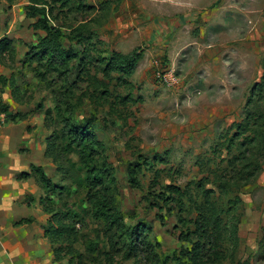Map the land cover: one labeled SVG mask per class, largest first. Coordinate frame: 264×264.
Instances as JSON below:
<instances>
[{"label": "rangeland", "instance_id": "obj_1", "mask_svg": "<svg viewBox=\"0 0 264 264\" xmlns=\"http://www.w3.org/2000/svg\"><path fill=\"white\" fill-rule=\"evenodd\" d=\"M48 3L54 10L51 22L62 28L64 48L73 53V60L53 73L46 61L25 63L45 33L34 28L38 16L27 17L29 0H1L0 38L7 37L11 44L0 55V72L7 78L0 87L11 91V123L29 120L23 122L27 132L41 128L45 143L50 138L56 144L58 161L49 157L45 172L63 190L53 197L75 227L76 249L87 256V243L96 240L101 252L123 246L116 264H151L149 254L155 248L173 264L175 255L191 248L188 228L195 230L198 207L212 196L218 210L223 209L222 221L229 223L217 250L236 249L234 259L216 264H264V90L256 87L264 79V0ZM146 38L181 41L163 47ZM188 38H207L203 55L221 49L220 80L206 75L211 66L189 57L190 45L183 48ZM134 52L143 58L133 75L112 63L114 53ZM164 68L176 70L178 83L168 85L158 78ZM11 77L15 90L8 82ZM213 86L214 91L209 89ZM68 116L89 127L105 145L116 179L112 193L127 227L145 223L151 229L146 241L138 242L135 257L126 258L124 244H117L113 231L92 215L79 151L66 152L63 120ZM248 136L256 138L257 145L249 147L250 164H244L256 176L241 181L242 162L238 160L236 169L229 161ZM131 166L137 185L129 175ZM39 189L46 195L41 184ZM233 224L238 242L231 239ZM99 258L96 264H104V255Z\"/></svg>", "mask_w": 264, "mask_h": 264}, {"label": "trees", "instance_id": "obj_2", "mask_svg": "<svg viewBox=\"0 0 264 264\" xmlns=\"http://www.w3.org/2000/svg\"><path fill=\"white\" fill-rule=\"evenodd\" d=\"M9 1L13 2V0ZM29 2L30 4L26 12L27 17L36 18L38 16L37 21L34 23V28L42 30L45 35L39 37L37 44L31 47V53H28L25 63L27 61L32 62L34 59L40 60V62L46 61L47 71L51 73L58 71L61 67L66 69V65L73 60L74 55L64 48L63 41L66 37L62 28L51 22L53 20L51 16L54 15L53 7L50 6L48 0H29ZM10 44L11 41L7 38L0 40L1 56L10 50ZM142 58L143 56L138 52L130 55L114 53L112 63L129 75H133L136 66ZM5 80L4 77H0L1 82H5ZM9 81L15 90L17 86L14 78L11 77ZM256 87L259 90H264V79L262 83L256 84ZM250 103L249 100L248 105ZM56 110L60 114L61 107L57 106ZM63 121V132L69 140L66 152H70L75 148L78 149L80 164L85 170L84 179L87 187V197L91 205L93 217L102 222L109 231H113V235L117 238V241H115L117 244L121 242L124 244V247L127 249L126 258L135 257L138 252V242L140 239L145 242L147 234L151 229L145 223L127 227L124 215L118 209V201L112 193L116 179L106 161L105 145L96 139L95 134L89 127L77 125L72 121L70 116L64 118ZM252 144L257 145L256 138L246 137L240 146L239 154L229 161L236 169H238V160L240 159L239 162H242L239 166V180L241 181H251L256 176L255 174H249L244 164L250 160L247 156H252L248 152ZM55 148V142L49 138L45 155L48 158H52L56 163L58 157ZM248 163L250 164V162ZM258 167L257 175L261 169V164H258ZM32 175H35L37 182L41 184L46 193V195L40 197V204L43 206L44 212L49 216L45 227V236L51 243L54 260L60 264L64 262L68 264H96L101 261L99 257L103 254L105 259L104 264H116V255L124 251L122 250L123 246L113 245L111 251L101 252L99 250L100 244L96 240H92L87 243V256H84L76 249L74 241L78 242V240L77 238H75L76 240H72L73 237H76L74 236L75 227L68 222V212L60 208L58 202L53 197L63 194L62 188L54 183L41 166L32 165L31 173H23L19 178L27 179ZM129 175L132 183L137 185L136 170L133 166L129 169ZM177 192L180 195L186 196V192H182V190L177 189ZM218 207V200H214L212 196H207L206 202L198 207L199 216L198 219L194 220L195 230L191 231L188 228L186 234L187 240L191 243V248L183 249L179 254L175 255L173 264H216L222 259H234L232 253L236 249L217 250V248L221 249V235L225 230L227 231V224H229L222 221L220 213L223 212V209H220L221 212H219ZM74 217L80 218V215L74 214ZM211 221L213 222V226H211ZM26 222H30V220H22L18 224ZM231 239L238 242L237 224H233L231 227ZM149 255L152 256L149 258L151 264H170L171 258L157 253L155 248H151ZM244 264H249V262H245Z\"/></svg>", "mask_w": 264, "mask_h": 264}, {"label": "crops", "instance_id": "obj_3", "mask_svg": "<svg viewBox=\"0 0 264 264\" xmlns=\"http://www.w3.org/2000/svg\"><path fill=\"white\" fill-rule=\"evenodd\" d=\"M2 39L4 38H0ZM146 39L149 43L165 44L163 47L181 41L180 38ZM206 41L207 38H188L183 43V48L190 45L189 57L211 66L212 72L206 75L211 80L218 81L221 79L218 69L221 49L218 47V50H211L209 53L207 51L203 55ZM214 41L218 39L215 38ZM1 66L0 64V69ZM1 72L0 77L6 79L3 82L6 84V75L3 76V71ZM8 82L10 83L9 80ZM209 89L214 91L215 86ZM2 91L8 106H12L9 86H3ZM24 121L29 120H21L18 123L12 121L0 133V264H60L54 260L51 243L45 236L49 216L40 204V197L43 196L39 193L40 184L35 175L27 179L19 178L23 173H31L32 165L41 166L44 170L50 167V160L45 155L46 137L45 135L41 137L42 129L27 132V126L23 125ZM22 220L30 222L18 224Z\"/></svg>", "mask_w": 264, "mask_h": 264}, {"label": "built area", "instance_id": "obj_4", "mask_svg": "<svg viewBox=\"0 0 264 264\" xmlns=\"http://www.w3.org/2000/svg\"><path fill=\"white\" fill-rule=\"evenodd\" d=\"M158 78L168 85L178 83V75L174 68H164L157 72ZM11 123V110L5 100L4 93L0 87V133Z\"/></svg>", "mask_w": 264, "mask_h": 264}]
</instances>
